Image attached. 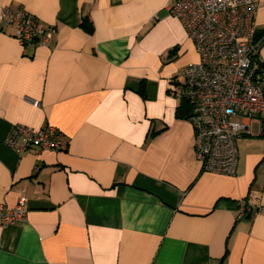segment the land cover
<instances>
[{"label": "crops", "instance_id": "0c3cea01", "mask_svg": "<svg viewBox=\"0 0 264 264\" xmlns=\"http://www.w3.org/2000/svg\"><path fill=\"white\" fill-rule=\"evenodd\" d=\"M169 2L0 0L52 30L20 46L0 22V205L26 210L0 225V264H264V141L238 139L233 176L202 171L176 116L199 58ZM15 125L52 126L67 149H12Z\"/></svg>", "mask_w": 264, "mask_h": 264}, {"label": "built area", "instance_id": "2783aa9c", "mask_svg": "<svg viewBox=\"0 0 264 264\" xmlns=\"http://www.w3.org/2000/svg\"><path fill=\"white\" fill-rule=\"evenodd\" d=\"M166 9L181 22L199 58L179 72L184 80L180 98L189 108L195 159L203 172L233 176L237 141L249 134V124L260 125L264 135V60L260 56L264 30L253 28L257 0H170ZM0 22L12 28L20 46H44L52 32L20 8L3 10ZM5 144L17 151L32 146L40 152L67 149L64 136L52 126L40 130L12 126ZM256 213L260 209L241 202L240 218ZM25 214L24 199L12 208L2 204L0 225L22 223Z\"/></svg>", "mask_w": 264, "mask_h": 264}, {"label": "trees", "instance_id": "16d2710c", "mask_svg": "<svg viewBox=\"0 0 264 264\" xmlns=\"http://www.w3.org/2000/svg\"><path fill=\"white\" fill-rule=\"evenodd\" d=\"M80 26L85 29L86 31H90L91 30V24L88 22V20L86 18H83L80 22ZM129 88V87H128ZM132 90H134L135 92H137L140 95H144V83L140 82L139 85L136 86H131L130 87ZM176 116L178 118H184V119H188L189 116V108L187 107L186 103L184 101H182V106L180 109H178Z\"/></svg>", "mask_w": 264, "mask_h": 264}, {"label": "rangeland", "instance_id": "374dc122", "mask_svg": "<svg viewBox=\"0 0 264 264\" xmlns=\"http://www.w3.org/2000/svg\"><path fill=\"white\" fill-rule=\"evenodd\" d=\"M255 30V29H254ZM260 56L263 58V60H264V46H263V50L261 51V53H260ZM236 121H241V119H238V120H236ZM251 130V136L250 137H246L245 139L247 140V141H251V140H258V135L260 134V139H259V141H261V142H263L264 141V135L262 134V130H261V126L259 127V129H258V126L257 125H253L250 129H249V131ZM261 131V132H260ZM259 133V134H258ZM258 134V135H257ZM246 140H241V141H239L238 142V144L239 145H241L243 142H245Z\"/></svg>", "mask_w": 264, "mask_h": 264}]
</instances>
